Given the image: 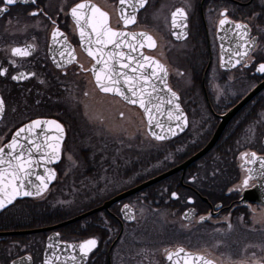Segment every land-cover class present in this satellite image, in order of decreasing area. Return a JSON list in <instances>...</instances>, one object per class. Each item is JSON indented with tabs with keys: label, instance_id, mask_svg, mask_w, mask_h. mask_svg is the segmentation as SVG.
I'll list each match as a JSON object with an SVG mask.
<instances>
[{
	"label": "flooded vegetation",
	"instance_id": "1",
	"mask_svg": "<svg viewBox=\"0 0 264 264\" xmlns=\"http://www.w3.org/2000/svg\"><path fill=\"white\" fill-rule=\"evenodd\" d=\"M84 2L107 12L111 28L149 32L156 47L145 52L164 64L168 84L179 96L186 128L170 139H151L156 147L149 153L154 154L155 166L148 170L147 164L152 161L147 163L143 146L147 134L144 114L137 106L97 88L90 71L93 61L81 48L79 29L70 9ZM7 8L0 13V66L9 68L8 75L0 77V97L5 101V111L0 116V147L11 141L20 127L37 119L56 121L64 132L60 158L44 171L47 177L55 174L44 192L36 197L16 198L0 210V264H13V261L16 264H45L46 261L47 264H66L63 252L48 246L47 238L54 239V233L59 234L58 241L97 240L96 248L78 264H168L166 254L179 247L183 249L179 258L184 263L189 257L185 256L186 251L209 257L217 264H264V260L257 257L246 261L236 258L234 262L224 263L219 252L210 250L209 246H192L194 233L204 237L209 228H214L212 221L218 223L217 228L229 229L234 223L250 222L257 208L264 211V205L250 199L258 195L251 192L252 189L263 187L261 178L254 177L247 188L232 191L241 185L249 168L259 169L258 161L245 163L241 154L255 152L258 157H264V73L256 71L258 65L264 63V0H148L145 7L137 11L136 22L128 26L120 20L119 0H35V3L18 0ZM177 8L184 9L186 18L177 15L173 25L172 13ZM225 10L226 16H221ZM32 12L38 15H30ZM225 18L232 23L222 28L219 21ZM235 23L247 24L250 36L257 41L239 64L236 60L240 57L235 53L244 49ZM183 26L186 35L178 40L180 33L174 37L171 29L180 30ZM56 28L63 36L57 35L54 42L52 32ZM217 30L220 31L218 39ZM25 45L34 46L32 54L15 57L18 67L13 68L9 64V59H13L10 49ZM17 72H34L35 76L14 81L11 76ZM92 90L105 101L103 105L91 104L98 110L95 125L87 124L81 116V101H89V104L95 101ZM253 91L254 94L230 114L238 102ZM129 117L133 122H141H138L137 135L134 134L136 138L125 134L129 131L126 124ZM220 122L221 130L213 145L184 170L73 223L46 231L3 233L53 225L100 206L199 151ZM115 123L123 129L114 130ZM54 132L53 136L51 130L48 134L42 133L38 140L47 137L54 140L58 135L56 129ZM115 134L118 135L115 137ZM125 137L130 138L128 142ZM134 139L136 147L129 143H134ZM66 157H71L72 162L67 163L64 172ZM70 189L75 191L71 198L75 213L60 217V211L71 205L65 194ZM110 190L114 192L107 194ZM56 192L59 203L50 206L53 202L47 201ZM172 193L177 196L173 197ZM124 205L132 208L129 222L124 219ZM140 206L172 213L174 219L179 217L185 224L186 230L178 231L174 220L167 225L169 230L160 228V224L153 222L157 214L140 218ZM188 208L194 211L190 220L182 216ZM174 231L178 236L167 239ZM146 235L151 236L150 242L145 239ZM149 244L156 245L154 250H157H152ZM213 255H218L219 259Z\"/></svg>",
	"mask_w": 264,
	"mask_h": 264
},
{
	"label": "snow or ice",
	"instance_id": "2",
	"mask_svg": "<svg viewBox=\"0 0 264 264\" xmlns=\"http://www.w3.org/2000/svg\"><path fill=\"white\" fill-rule=\"evenodd\" d=\"M18 0H0V4L4 5L0 7V13L8 10L7 6L15 5ZM19 2L28 3L29 0H19ZM35 3V0H31ZM121 6L120 20L123 21L125 26L134 24L136 22V13L139 9L145 7L148 0H119ZM63 10V9H61ZM227 10L221 13V16H226ZM32 16L38 15L37 12L30 13ZM46 15V14H45ZM70 15L74 20L77 28L79 29L80 40L82 44L86 45V51L89 56L96 60V64L100 65L98 71L94 72L97 86L101 91L105 93H115L120 95L128 103L133 105H139L144 110L145 115L148 117V124L151 127L155 122V126L163 129V124L155 120L154 112L160 111V105H154L152 101V93L156 91V86L151 83L152 79H158L164 82V77L167 75V70L159 61H155L150 57L140 54L139 60L132 56L131 53L136 52L137 48H143L145 41L149 48H155L156 43L152 36L147 33H131L124 31L113 30L109 25V15L107 12L102 11L96 5L84 2L77 3L70 9ZM177 15L186 18L184 9L177 8L172 13L173 25L176 23ZM55 24V21H52ZM232 23L228 19H220L219 24L222 26ZM234 28L238 30V36L241 43L243 52L237 51L235 55L239 56L240 59L236 60V64L241 63V60L249 55V51L254 49L256 46V39L251 37L249 27L247 24L235 23ZM57 35L63 36V33L59 32L56 28L52 32L53 41L55 42ZM66 39V37H65ZM111 45L112 50L106 52L105 49ZM126 46L130 51L124 53L117 51L122 47ZM34 50L33 45H25L23 47H12L10 49L11 57L9 64L16 68L15 57H28ZM64 56V52L60 53ZM74 58V57H73ZM121 59L130 61L131 63H121V69H131L133 75H129L128 72L115 71V63H118ZM231 59V57L229 58ZM143 61V62H141ZM59 66V65H58ZM235 66V65H233ZM151 68L152 71L149 74L146 69ZM258 72L264 73V63H260L256 69ZM9 68L0 66V77L7 76ZM29 76H35V73L17 72L11 76L14 81L27 79ZM123 81V86L121 85ZM166 86V85H165ZM151 88V91L148 89ZM169 93L173 98L176 97V93L168 89ZM130 94V95H129ZM172 103L171 100L168 101ZM180 105L177 103L175 109L179 110ZM5 111V101L0 97V116ZM181 115L175 116L176 120H180ZM169 119L173 118L172 111H168ZM186 122V121H185ZM43 125H54L58 135L53 140L51 137L45 138L42 142H36L30 139V135L34 130L40 129ZM177 127H180L178 124ZM172 135H175V130L172 128L167 129ZM63 126L56 121H41L33 120L30 124L24 125L19 128L12 136L11 141L4 147H0V208H4L6 204H11L18 196H31L33 194L39 196L47 188V180L54 179V172L47 177L38 176L37 179L40 181L39 185H33L29 176L32 175V168L37 162L34 156V152L41 153V159H47L48 162L60 158V144L63 138ZM40 135L39 132L36 133ZM152 135L157 140L166 139L165 135H158L155 132ZM26 141V143L24 142ZM7 149V152H6ZM241 156L245 158V163L256 164L259 162V169L249 168L248 174L244 177L239 188H247L249 186V180L254 177L261 178L262 184H264V157H258L255 152L242 153ZM71 160V157H69ZM31 185L34 188V192L29 190L25 184ZM173 197L177 196V193H172ZM124 209H129V205H124ZM132 218V217H130ZM204 219V217H201ZM59 235V234H57ZM97 246V240L95 238L86 239L78 244H69L68 247L72 249H79L80 257L73 255L71 260L73 264H78L79 260H83L94 248ZM52 247V245H49ZM181 252L183 249L180 250ZM25 259L31 260V257ZM168 259H172V254L168 255ZM199 259H203L200 257ZM13 264H16L13 261ZM47 264V261L45 262ZM209 264V262H205Z\"/></svg>",
	"mask_w": 264,
	"mask_h": 264
},
{
	"label": "water",
	"instance_id": "3",
	"mask_svg": "<svg viewBox=\"0 0 264 264\" xmlns=\"http://www.w3.org/2000/svg\"><path fill=\"white\" fill-rule=\"evenodd\" d=\"M112 29L113 30H117V29H114V28H112ZM117 31H124V32H131V33L144 32V33H147L148 35L152 36L149 32L143 31V30H134V31L117 30ZM171 32L173 33L174 37H176V33H180L176 37L178 40L179 39H183L185 37V35H186L185 26H183L180 30H174L172 28ZM219 34H220V31L217 30V32H216L217 39L220 37ZM154 41H155V39H154ZM86 47L87 46L84 45V44L81 45L82 50L87 54V56H89L87 51H86ZM152 49L153 48H149L147 46V42L145 41V46L143 48H137V51L131 53V55L136 57L139 60L140 54L142 53L144 56L150 57V58H152L155 61H159V63L164 66V64L159 59H157L156 57H154V56H152V55H150V54L145 52V50H152ZM111 50H112L111 45H109L105 49L106 52L111 51ZM117 51H121V52H124V53L127 54V53H129L130 50L126 46H124V47H122L121 49H119ZM89 57L93 61L92 65L90 66V71L92 73L93 79H94L95 84L97 86L94 72L99 70L100 65L96 64V60L93 59V57H91V56H89ZM141 62H143V61H141ZM121 63H131V62L128 61V60H125V59H121L118 63H115V71L118 72V73L120 71H125V72H128L129 75H133V73L131 72V69H121L120 68V64ZM164 68H165V66H164ZM146 71L150 74L152 69L151 68H147ZM151 83H154L155 86H156V91L152 93L153 104L154 105H160V111L159 112H154L153 115L155 116V120L156 121H159L160 123L163 124V129L156 127L155 126V122L150 127L149 124H148V117L145 115L144 110L141 109L139 107V105H134V106H137L142 111V113L144 114L145 120H146V133L148 134V136L150 138H152L153 140H157L152 135L153 132H155L158 135H165L166 139L173 138V137L177 136L178 134H180L186 128V124H187L185 113H184V111H183V109H182V107L180 105V102H179V96L176 94V97H178V99H176V98H173L171 96V94L169 93L168 89L169 88L171 89V87L168 84L167 75H166V77H164V82H161L160 80L153 78ZM121 85L123 86V81H121ZM97 88L101 91V89L98 86H97ZM148 90L151 91V88H149ZM101 92H103V91H101ZM172 92H175V91L172 90ZM109 94L116 95L122 101L128 103L125 99H123L118 94H115V93H109ZM253 94H254V91L249 93L248 95H246L242 100H240L238 102V104L232 109L230 114H232L234 111H236ZM169 100L172 101L171 104L168 103ZM177 103L180 105L179 110L175 109V105ZM128 104H130V103H128ZM130 105H133V104H130ZM169 110L172 111V115H173L172 119H169V117H168V111ZM181 113L183 114L181 116V119L180 120H176L175 116L181 115ZM37 120L51 121V120H46V119L45 120L37 119ZM27 124H30V122L26 123L25 125H27ZM178 124L180 125V127H177ZM169 128H172V129L175 130V135H172L170 132L167 131V129H169ZM54 129H55L54 125H43L40 129L33 131V133H32L33 134V140H35L36 142H42L43 140H41V141L38 140V136H37L36 133L39 132L40 135H41L42 133L46 132V134H48V131L51 130V135L53 136V135H55ZM220 130H221V122H220L218 128L216 129L215 133L211 137V139L199 151L195 152L194 154H192L191 156L186 158L183 162H181L177 166H175V167H173V168H171V169H169V170H167V171H165L163 173L157 174V175H155V176H153V177H151L149 179H146L145 181L139 183L138 185H136V186H134L132 188H129V189H127V190H125V191H123V192H121V193L109 198L108 200L103 202L100 206H97V207H95L93 209H90V210L80 214V215H76V216L70 217V218H68L66 220H63V221L58 222V223H55L53 225H49V226H45V227H38V228H34V229H27V230L9 231V232H3V233H11V234L18 233L19 234V233H29V232H38V231L51 230V229L58 228L60 226H63V225L69 224V223H73L77 219H79L81 217H84L86 215H89V214H91V213H93V212H95L97 210L106 209L108 207V205H110L111 203L116 202V201H118L120 199H123V198L129 196L130 194H132L134 192H137V191H139V190H141V189H143V188H145V187H147V186H149V185H151L153 183H156L157 181H159V180H161V179L173 174L174 172H176L178 170H184L187 165H189L190 163H192L196 159H198L200 156H202L203 153H205L213 145V143L215 142V140L217 139V137H218V135L220 133ZM32 134L29 137L30 139H32ZM166 139H164V140H166ZM24 142L26 143V141H24ZM8 143H6V144H8ZM6 152H7V149H6ZM34 154H35L34 156H35L37 162L34 164V166L32 168V175H30L28 179L31 180L33 185H39L40 181L37 179V177L38 176H42V177H45V179L47 180V178H46L47 175L44 173V171L47 168H49L51 166V164L54 161H56V159L52 160L51 162H48L47 159H41V156L37 155L38 152H34ZM48 183H49V180H47V185H48ZM25 184H26V186L28 187L29 190H31L33 192L35 191L34 188L31 187V185H28L27 181H25ZM251 192H253L255 194H258V195L250 197V199L252 201H255V202L259 203V204L264 205V185H263V187H258V188L252 189ZM36 196L37 195H35V194H33L31 196H23V195H21V196H18L17 198L36 197ZM7 205H9V204H6L5 207ZM1 209H3V208H0V210ZM122 211H123L124 216H125L124 217L125 221H127V222L131 221L132 218H130V217H132V215H133L132 208L129 206V209L125 210L124 206H123L122 207ZM192 215H194V211L191 208H188L182 214L183 218L186 219V220H190ZM54 234L57 237V233H54ZM56 237H54V239H51V237L47 238L48 246L52 245V247L61 250L63 252V255H64L63 261L66 264H73V261L71 260V257L73 255H75L77 257H80V256H78L79 249L78 248L77 249L69 248L68 245L69 244H78L79 242L58 241V239ZM179 249H181V248L179 247ZM179 249H177L176 251H169L166 254L165 258H166V261H167L168 264H205V262H209V264H217L214 260L210 259L209 257H205V256L194 254V253H188L186 251H185V253L188 254V255H185V256H189V257L187 259V262L184 263L183 260H181L179 258V255L183 254L181 251H179ZM169 254H172V258L175 257V259L169 260L168 259V255ZM200 257H202L203 259H199ZM84 259L83 260H79V262L83 263Z\"/></svg>",
	"mask_w": 264,
	"mask_h": 264
},
{
	"label": "rangeland",
	"instance_id": "4",
	"mask_svg": "<svg viewBox=\"0 0 264 264\" xmlns=\"http://www.w3.org/2000/svg\"><path fill=\"white\" fill-rule=\"evenodd\" d=\"M165 48V47H163ZM92 100L95 99V101H91V103L89 104V101L85 102L84 100L81 101V109H82V113L81 116L83 118V120L88 124V123H92V125H95V120L97 119L98 110H95L93 107H91V104L93 102H96L97 106L98 105H103L105 104V101H102L98 98V95H96V92L92 90ZM98 98V99H96ZM105 112V111H103ZM134 114V112H132ZM106 117V114L103 116ZM128 122L126 120V124L128 125V130L126 131L125 134H127V136L129 137H133L136 138L134 136L137 135L138 132V122H133L131 121V118H128ZM124 122V121H123ZM141 123V122H140ZM98 125V124H97ZM114 130L117 129H123L118 123L114 124ZM134 131V133H133ZM118 134H115L114 136L116 137ZM114 137V138H115ZM128 137V138H129ZM128 138H124L125 142H128L127 139ZM116 139V138H115ZM130 139V138H129ZM131 144H134V146L136 147L137 144V140L134 139V143L133 142H129ZM143 146L144 149L147 151V153H149L150 151L155 150V144L151 141V139L149 138V136L147 134H145L144 136V141H143ZM133 148V147H132ZM136 149V148H135ZM68 162H72V160L69 159V157L65 158V162L63 163V167L62 169L65 172V168ZM149 166H147V170L152 167L155 166V161L151 162L150 164H147ZM69 166V164H68ZM62 172V173H64ZM63 177L65 174H62ZM114 190H110L107 192V194H111L113 193ZM75 193V191L73 190H67L65 194H67L70 198L69 203H71V205L75 204L72 201V196ZM58 195L57 192L54 194L53 196H51L49 198V200L47 202H53L50 203L53 206V204H55V202H58ZM77 206V205H76ZM68 208V207H65ZM70 208V207H69ZM138 214L140 215V218L144 215L145 217L147 216H154V215H158L156 216V221H153L155 224H160V228L163 227L164 230H169L167 225L169 223H171L173 220V222L176 223V228L177 230H186L185 229V224L183 222H181L179 219V217H177L176 219H174V216H171L172 213L167 212V211H156L154 209H152L149 206H145L142 207L140 206L138 208ZM75 213V212H74ZM251 221L250 222H237L236 224H232L231 228H227L225 226L221 227V228H217L216 226L218 225L217 222L212 221V224L215 225L214 228H209L208 231L206 232L204 237L200 236L199 234H195L194 239H193V243L192 246L193 247H201V246H209L210 250H215L217 252H219V255L221 256V261L224 263H231L234 262V259L239 258L240 261H246L250 258H255L257 257L258 259H262L264 260V211L261 208H257L256 212H255V216H251L249 218ZM154 220V219H151ZM152 222V221H151ZM153 223V224H154ZM148 224V222H147ZM197 229H194V232H196ZM205 231V230H204ZM147 234V233H146ZM177 235V232L174 231V234H171L169 238L167 239H171L174 238ZM145 239L147 241H149L151 239L150 235H146ZM150 242V241H149ZM148 242V243H149ZM154 246L156 245H150L149 247H151L152 250H154ZM159 247L158 250L161 249V246H157ZM213 248V249H212ZM157 250V248L155 249ZM154 250V251H155ZM252 250L255 251L256 255H252ZM161 252V250H160ZM160 252L157 253L160 254ZM215 252V253H217ZM217 260L218 255H213Z\"/></svg>",
	"mask_w": 264,
	"mask_h": 264
},
{
	"label": "trees",
	"instance_id": "5",
	"mask_svg": "<svg viewBox=\"0 0 264 264\" xmlns=\"http://www.w3.org/2000/svg\"><path fill=\"white\" fill-rule=\"evenodd\" d=\"M154 154L151 152V153H147V163L149 161H152L154 159ZM70 207V208H69ZM68 208H64L60 211V217H69L70 215L74 214L75 212V205H70ZM73 224L67 226V227H70L72 226ZM68 229V228H66Z\"/></svg>",
	"mask_w": 264,
	"mask_h": 264
}]
</instances>
